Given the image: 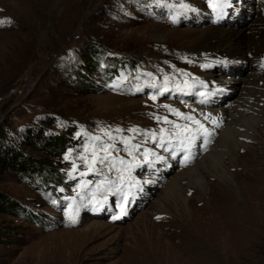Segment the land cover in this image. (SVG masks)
I'll return each mask as SVG.
<instances>
[{
  "label": "rangeland",
  "instance_id": "374dc122",
  "mask_svg": "<svg viewBox=\"0 0 264 264\" xmlns=\"http://www.w3.org/2000/svg\"><path fill=\"white\" fill-rule=\"evenodd\" d=\"M214 1L0 0V129L8 137H18L26 127L50 117L61 127H50L53 132L71 128V139L76 141L61 157L27 152L32 159L42 158L60 183L45 188L36 172L8 173L0 181V190L28 214L25 218L12 213L0 215V264H264V205L250 204L256 196L264 197V191L262 195L260 189L248 193L253 188L246 183L254 179L264 186V155L261 142L254 140L251 131L233 152L227 149V154L236 158L233 167L227 166V173L233 175L230 185L203 172L205 183L210 184L204 192L190 189L186 180L179 192H169L168 182L184 168H196L202 156L189 166H176L178 157L172 163L166 147L173 140L175 145L179 143L172 137L179 133L182 140L204 134L208 128L203 121L209 113L196 103L174 100L179 96L171 92L176 89L184 96L192 81L208 75H213L220 86H232L235 81L239 84L245 77L239 67L232 72L221 71L243 61L239 56L225 54L232 63L225 67L219 59L210 66L211 61L200 56L201 52L188 53L199 43L196 37L208 20L214 18ZM232 2L237 8L242 6L245 13H253L264 0ZM180 9L186 11V20L181 22ZM174 15L177 25L171 24ZM258 15L251 20V16L238 13L236 18L246 28L253 20L264 19L263 14ZM259 25L263 30L264 24ZM258 46H264V41ZM254 48L247 55L252 65L257 52ZM113 62H124L130 75L121 72L109 83L90 71L98 64L107 77ZM252 65L248 72L257 76L252 75L249 82L259 85L264 69L252 70ZM214 68L219 69L211 73ZM78 76L92 84L91 89L76 84ZM246 80L235 87L238 91L241 88L236 97L223 101L226 106L249 93L244 91L248 89ZM126 83L133 86L122 92ZM144 88L152 91L144 92ZM256 102L260 104V99ZM189 116L193 120L184 119ZM259 129L264 131L262 125ZM262 130L258 133L264 137ZM123 140H130V144L124 145ZM102 145L115 146L109 157L114 167L110 170L97 163L89 171L82 158L90 162L93 153L103 156ZM148 158L155 170L147 169L149 164L144 162ZM129 180L134 186V181L141 183L142 190L137 187L139 198L124 211L125 221L115 224L88 214L86 205L104 206V200L119 215L115 208H120ZM176 196L190 200L182 216L173 201ZM161 211L166 214H159ZM252 213L253 221L243 220Z\"/></svg>",
  "mask_w": 264,
  "mask_h": 264
},
{
  "label": "bare ground",
  "instance_id": "6f19581e",
  "mask_svg": "<svg viewBox=\"0 0 264 264\" xmlns=\"http://www.w3.org/2000/svg\"><path fill=\"white\" fill-rule=\"evenodd\" d=\"M232 4H233V2H232ZM233 5H234V8L236 9V11L240 14V16H241V14L242 15L246 14L248 16H251V20L253 19L254 16H257L259 13L264 15V3L260 6V8L258 10H255V12H253V13L252 12H246L245 13V10L243 9L242 6L237 8V6H235V4H233ZM170 12H171V14H174L176 12L178 14V10L176 12H174V11H170ZM185 13H186V11L180 9L181 15L178 16L179 22H181V20H186V17H184ZM256 13H257V15H256ZM189 18L190 17H187V19H189ZM206 18H207V16H206ZM245 18L247 19V17H245ZM229 21L232 24V26H231L232 30L230 27H225L224 29H221L219 27H214L210 24V22L208 20V24L206 26H210V27L205 26V28L202 30V32L196 37V40H198L199 43L196 44L195 46H193L191 49H189L188 53H199V52H201V53H199L200 56H205L211 61L210 66H212L215 63L216 59L226 60L227 57H225V54L231 53L230 55L239 56V58L243 59V61H237L232 66L229 64L230 67L228 70L221 69V71L222 72H232V68L237 69V67H239L241 69V72H243V75H245V77H242L239 80V84H237V82L235 81V82L230 83V85H232V86H220L216 82L217 79H214L213 75H208V76L202 77L201 79H198V81H195V82L192 81L190 83V85L187 86V87H190V89L187 91V93L197 91V90L201 92V90H202L201 93H203V91H204L206 93L208 92L207 94L211 95L209 105L207 104L206 105L207 107L203 108L204 111L209 112V113H207V121H203V126H205L206 129L208 128L209 131L207 130L204 134L200 135V137H198L199 136L198 135L197 137H194L191 140H183V143H184L183 144V153L188 152L190 154V156L193 155L194 159L200 155L202 157H200L199 163H197L196 168H191L188 164L187 166H189V167H187L186 169L184 168V170L181 171L182 173L180 172V174H178L177 176H175L173 179H171L168 182V185H170L169 192L171 194H174V192L180 190L182 187V181H185V180L188 182L187 184L190 186V189H193V190L202 189V192H204L206 186L210 187V184L205 183L206 177H204L203 172L205 174L209 173L211 176L217 178L218 181L220 180V181H223L224 184L230 185L228 183L229 177H232L233 175H230L227 173V169H228L227 166L230 165L231 167H233L232 162L236 158L234 156L232 157L233 154H227V149L229 151L233 152V147L236 144L241 143L242 139H245L248 137V134H249L248 131H251L254 134V136H255L254 140L256 142H258V141L261 142L260 143L262 145L261 152H263V155H264V137L259 135V133H258V131L260 132V130H262V129H259V126L262 125L264 127V78L261 81V83H259V85H255V84H252L249 82L250 78H252L253 76L256 77L257 75L254 71L248 72L249 70H251L252 60H248V58H247V55L251 52V50H253L252 48L253 47L256 48L259 44H262L264 41L263 40V38H264L263 37L264 27L262 30L260 28V25H259L260 23L264 24V19H261L259 21L253 20L252 22H250L249 27H246V28L241 27L240 26L241 25L240 19H237L234 16H232L231 19H229ZM234 21H235V23L239 22V23H236L238 25L237 29H235L236 26L233 24ZM175 23H176L175 25H177L176 16H175ZM225 26H227V25H225ZM255 39H257V40L254 42ZM205 44H207V45H205ZM258 47H260V46H258ZM256 51L257 52L255 54V57H253L255 59L253 61L252 70H254L256 68H259L262 70V69H264V46H261L260 48H256ZM211 54L214 55L213 60H212ZM228 66H226V67H228ZM216 69H219V68H214L213 71L211 70V73H214ZM235 75H239V74L235 73ZM238 77H241V76L239 75ZM245 79H247L246 84L248 85V89H245L244 91H249V93L246 94L244 97L238 96L236 101H234V102L232 101L233 105H234L233 107H231L232 102H229V103L227 102V106H228L227 107L226 104L223 103V101L228 100L230 97H233L234 95H235L234 97H236L237 93L241 91L240 90L241 88L239 87L238 88L239 91H238L237 89H235V87L241 85ZM224 85H226V84H224ZM242 85H244V84H242ZM184 87H185V85L182 87V89ZM146 91H148V89L144 88V92H146ZM180 92H183V91H180ZM225 92L228 94H226L224 96L222 93H225ZM230 92H232V93L230 94ZM171 93H174V97L179 96L176 89L174 92H171ZM171 93H169V94H171ZM249 96H251V97H249ZM259 99H260V104H257L256 100H259ZM225 107L229 110L224 109ZM213 122H215V123H213ZM205 128H203V129H205ZM216 132H217V136H216ZM197 134H199V133H197ZM205 134H210V138L208 140L207 147L204 148V150H203L202 148H199V145H196V142L199 140H202V138H203L202 136ZM184 136H186V135H184ZM215 136H216V138H215ZM238 137L239 138L241 137V139H238ZM247 149H249V147H247ZM206 150H207V152H206ZM201 151H203V154H200ZM225 157H227V159H225ZM240 157H242V156H240ZM194 159H193V161H194ZM173 161H175V157L172 156V163H173ZM226 161H227V163H226ZM142 163L143 162L141 161V164ZM175 163L177 166L178 165L177 161H175ZM148 167H150V164ZM218 169H220V173L217 172ZM146 182H148V181H146ZM255 182L256 181L254 179H251V180L246 182L247 184H249L253 188V189H250L248 191V193H251L252 191H258L260 189L261 195H262V193L264 191L263 190L264 186H261V185L259 186ZM130 184L131 183L129 180L128 188L130 186H132ZM134 184L136 186H138V188L140 190H142L141 186L138 185L141 183L135 182ZM242 185L244 186V183ZM237 188H238V186H237ZM139 189H138V191H139ZM249 196H250V194H249ZM173 201H174L175 205L178 204V207L181 208L180 210L178 208L179 216H182L183 212H186V210L188 211V208H189L188 203L190 200L189 201H185L184 199L181 200L178 196H176V198ZM251 201H253V202H251ZM246 202H247V200H246ZM256 203H258L259 207L263 206L264 205V197L256 196L254 199L250 200V204L256 205ZM159 205L162 207L161 204H159ZM175 208H176V206H175ZM239 208H240V206L237 207V209H239ZM244 210H245V208H244ZM159 214H166V213L161 211V212H159ZM249 216L246 219L244 217L243 220L247 221L251 218L253 221V217H252L253 213L251 214V217H249ZM100 228H103V227H100ZM153 228H154V226H153ZM152 230L154 233V229H152ZM197 237L199 240L202 241V238L200 236H197ZM193 242H197V240L193 241ZM193 242H190L191 246H194ZM184 244L181 243V245L185 248L186 245H184ZM219 247L221 250L224 248V246H219ZM224 249H227V248H224Z\"/></svg>",
  "mask_w": 264,
  "mask_h": 264
},
{
  "label": "trees",
  "instance_id": "16d2710c",
  "mask_svg": "<svg viewBox=\"0 0 264 264\" xmlns=\"http://www.w3.org/2000/svg\"><path fill=\"white\" fill-rule=\"evenodd\" d=\"M110 66L107 77L100 71L98 64L92 66L90 71L104 76L106 80H110L111 74L116 72L115 69L125 68L124 62H113ZM76 80V84L86 85L87 89H91L93 86L88 82L84 83L79 76ZM50 127L61 128L55 119L45 117L40 120V123L26 127L18 137H8L5 130L0 129V181L8 173L27 172L26 174H30L29 172H36L38 178L42 181V186L45 188L48 184L60 183L61 179L58 180L55 171L52 172L48 167H45L42 158L32 159L27 153L41 152L46 156L61 157L67 150L75 146L76 141L71 139L73 133L71 128L62 131L59 129L58 132H53ZM10 213L18 214L23 218L28 217L27 210L8 198L0 190V215Z\"/></svg>",
  "mask_w": 264,
  "mask_h": 264
},
{
  "label": "snow or ice",
  "instance_id": "6c2138e0",
  "mask_svg": "<svg viewBox=\"0 0 264 264\" xmlns=\"http://www.w3.org/2000/svg\"><path fill=\"white\" fill-rule=\"evenodd\" d=\"M213 7H215V6L213 5ZM153 99H155V96H153ZM170 111H173L175 115L180 116L179 112H176L173 109H170ZM184 119L193 120V118L190 117V116L189 117H184ZM165 122L167 123L168 121L165 120ZM194 122L195 123H199L198 121H194ZM213 123H215V122H213ZM176 127H179V126L177 125ZM133 131H136V130L133 129ZM161 131H164V130L162 129ZM153 138H155V137H153ZM122 143L127 146V145L130 144V140H123ZM161 146H163V143H161ZM135 147L138 149L139 146L137 145ZM101 150L103 151L104 155L103 156H98L96 153H93V156H92V159H91L90 162L88 161L87 157H83L82 158V159L85 160L86 164L88 165L89 171H92L95 168V165L97 163H99L100 165H103V166H109L110 170H111L112 167H114V165L110 164L109 157L111 156V152L116 150L115 146L114 145H102L101 146ZM129 154H131V151L129 152ZM106 162H109V163L106 164ZM120 163L123 164L124 161L121 160ZM73 171H76L75 166L73 168ZM81 175H86V173H81ZM123 211H124V209L122 208L121 212L123 213ZM157 219H159V217H157ZM73 222H75V221H73Z\"/></svg>",
  "mask_w": 264,
  "mask_h": 264
}]
</instances>
